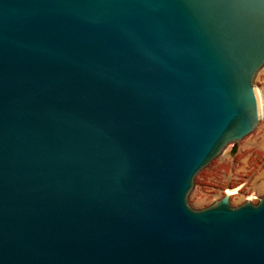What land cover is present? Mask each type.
Instances as JSON below:
<instances>
[{
  "label": "water",
  "instance_id": "obj_1",
  "mask_svg": "<svg viewBox=\"0 0 264 264\" xmlns=\"http://www.w3.org/2000/svg\"><path fill=\"white\" fill-rule=\"evenodd\" d=\"M263 61L264 0H0V264H264V194L187 202Z\"/></svg>",
  "mask_w": 264,
  "mask_h": 264
},
{
  "label": "rangeland",
  "instance_id": "obj_2",
  "mask_svg": "<svg viewBox=\"0 0 264 264\" xmlns=\"http://www.w3.org/2000/svg\"><path fill=\"white\" fill-rule=\"evenodd\" d=\"M259 119L241 139L229 142L199 169L187 194L193 208H202L217 200L224 191L236 206L245 200L255 202L264 194V61L254 74Z\"/></svg>",
  "mask_w": 264,
  "mask_h": 264
},
{
  "label": "bare ground",
  "instance_id": "obj_3",
  "mask_svg": "<svg viewBox=\"0 0 264 264\" xmlns=\"http://www.w3.org/2000/svg\"><path fill=\"white\" fill-rule=\"evenodd\" d=\"M229 192H232L233 190H228Z\"/></svg>",
  "mask_w": 264,
  "mask_h": 264
}]
</instances>
